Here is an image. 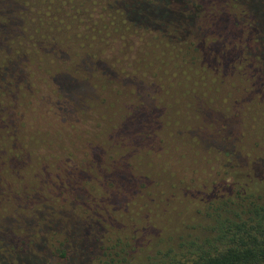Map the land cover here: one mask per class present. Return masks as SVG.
Returning <instances> with one entry per match:
<instances>
[{
    "label": "rangeland",
    "instance_id": "rangeland-1",
    "mask_svg": "<svg viewBox=\"0 0 264 264\" xmlns=\"http://www.w3.org/2000/svg\"><path fill=\"white\" fill-rule=\"evenodd\" d=\"M211 1L204 4L200 0L203 5L199 18L200 39L194 40L188 56L183 54L187 43H177L175 47L176 43L162 42L164 54L157 61L156 52L142 54L154 41L152 36H138L132 41L128 37L124 39L121 49L126 56L120 57L118 67L127 72L138 67L141 70L127 83L121 74L115 76L113 84L107 87L110 98L102 104L92 101L96 107L85 110L87 117H68L64 102L56 94L58 87L53 76L47 69L32 64L34 104L43 108L52 126L50 134L60 140L59 150L50 147L33 155L32 173L38 179L40 173L48 174L49 181L58 185L69 176L75 177L73 173L82 170L79 166L82 163L87 170H93L98 178L93 180L95 189L89 191L88 211L82 214L77 209L75 217H86L89 213L87 219L101 215L120 220L123 227L120 233L132 239L123 245L125 251L115 256L119 260L124 257L125 264H149L169 250L182 251L180 247L190 241L200 243L213 235L212 227L217 219L240 213L249 203L264 200V113L259 100L262 86L254 83L250 70L239 69L236 64V60L241 62L242 57H247L244 45L249 43V32L235 27L231 20L226 26L217 22L215 18L222 12L234 18V9L221 8L226 0ZM93 5L81 0L74 3L75 9L81 10L79 16L84 17V23L85 18L89 20L85 8ZM103 5L105 2L95 6L101 9ZM243 24L246 26V22ZM99 28L101 22L90 28L86 24V51L93 59L114 61L116 50L109 48L103 53L112 42V36L106 38L105 43L99 36ZM109 30L115 31L116 27ZM198 44L205 50V59L218 62L217 68L211 66L204 70L201 65L191 64L192 54H199L194 50ZM129 45L136 49H130ZM232 49V63L224 65L227 59L223 51ZM237 52L240 57H236ZM125 57L128 61L123 59ZM233 57L236 60L233 61ZM94 78H91L92 84H96ZM105 80L100 82L107 84ZM5 101H11V94H7ZM112 103L116 107L111 108ZM138 106L140 109L134 111ZM100 112L105 113L104 118L100 117ZM135 117L143 122L140 136L130 123ZM85 122L93 128V135L81 133ZM7 125L4 116L0 118V231L3 227L0 246L12 239L5 248L13 247L15 251L18 246L13 245L20 239L24 243L28 241L24 238L29 235L27 217L23 216L29 205L23 199L22 175L10 163L13 153L20 154L22 149L19 142H15L14 147ZM93 152L98 154L94 162ZM122 174L135 185L124 184ZM253 179H260L262 183L254 184ZM124 186L126 192L117 193ZM4 193L15 197L16 202L13 203L11 197L5 200ZM114 193L122 195L118 198L122 206L117 208L116 204L105 201V197L107 200ZM37 208L42 212L41 205ZM29 209L34 211L36 206ZM8 218H12L11 223ZM18 245L22 246L20 242ZM27 249L26 246L24 250ZM10 259L11 263L18 262L15 256Z\"/></svg>",
    "mask_w": 264,
    "mask_h": 264
},
{
    "label": "trees",
    "instance_id": "trees-1",
    "mask_svg": "<svg viewBox=\"0 0 264 264\" xmlns=\"http://www.w3.org/2000/svg\"><path fill=\"white\" fill-rule=\"evenodd\" d=\"M81 1L85 4L89 1L97 6L105 2V5L101 9L95 5L86 7L85 12L90 21L85 18L84 23V17L79 16L81 10L74 7L76 0H0V118L4 116L7 120L14 138V147L15 142H19L22 149L20 154L13 153L10 163L22 175L25 191L23 199H26L30 207L36 206L34 211L28 206V212L23 216L27 217L26 231L29 235L24 236L27 243L20 239L13 245L16 248L18 246L13 251V247L5 248L12 240L8 239L6 245L0 246V264H69L73 261H77L76 264H125L124 257L119 260L115 256L124 252L123 245L126 246L132 240L129 235L120 233L123 227L116 217L96 215L89 220V213L86 217H75L77 209L82 214L88 211L89 191L95 189L93 180L97 175L93 170H87L84 163L79 165L82 170L73 173L75 177L69 176L58 185L55 181H49L48 174L45 176L40 173L41 178L38 179L32 173L33 155L50 147L59 150L60 144L56 135L50 134L49 128L52 126L43 108L34 104L35 83L30 79L32 64L47 69L46 72L53 76L58 87L56 94L64 102V111L68 117H87L85 110L110 98L107 87L113 84L115 76L121 74L127 83L137 70H141L138 67L127 72V69L118 67L122 61L120 57L126 56L121 49L125 44L124 39L128 37L132 41L138 36H152L154 41L149 43L150 48L142 54L156 52L157 61L164 54L162 42L176 43L175 47L177 43H187L183 47V54L188 56L194 40L200 39L198 30L202 23L199 18L203 8L200 0ZM202 2L209 4L212 1ZM227 6L229 10H235L234 18L222 12L215 20L222 26L231 20L235 27L248 30L249 43L244 45L247 57H242L241 62L233 57V61L236 60L239 69L250 70L254 83L262 86L259 100L264 113V0H226V5L221 8L226 9ZM99 22V36L104 42L112 36V42L103 53L109 48L116 50L114 61L108 63L99 58L93 59L90 52L86 51V24L90 28ZM243 22H246V26ZM109 27H116V30L110 32ZM191 37L194 39L188 41ZM129 46L132 50L136 49ZM198 47L196 45L194 50L199 54H192L189 59L191 64L201 65L204 70L211 66L217 68L218 62L205 59V50L200 44ZM232 51H223V57L227 59L224 65L232 63ZM237 55L240 57L238 52ZM123 59L128 61L127 57ZM93 77L96 84L91 83ZM7 94H11L9 103L5 101ZM110 107H116L115 103ZM139 109L138 106L134 111ZM100 117L104 118L105 113L100 112ZM130 123H133L137 136H140L143 122L135 117ZM85 125L81 133L93 135V128L86 122ZM99 125L103 130V123ZM97 156V152H93V162ZM52 166L46 165L48 168ZM121 178L124 184L135 185L127 175L122 174ZM259 180L253 179V183L259 185L262 183ZM126 190L124 186L117 193L124 194ZM10 197L4 193V199L15 203V197ZM120 197L122 195L114 193L107 200L105 197V201L116 204L117 208L122 206L118 199ZM38 205L43 208L42 212L38 211ZM223 217L216 220L211 237H206L200 243L190 241L188 245L180 247V252L169 250L159 254L149 264H264V200L261 203L251 202L240 213ZM7 221L11 223L12 218ZM2 230L3 227L0 233ZM19 242L22 246L18 245ZM24 245L28 247L27 250H24ZM13 256L18 260L17 263H11L10 258Z\"/></svg>",
    "mask_w": 264,
    "mask_h": 264
}]
</instances>
